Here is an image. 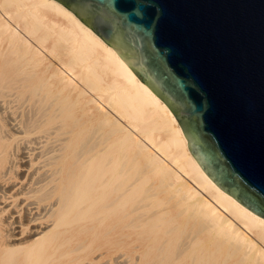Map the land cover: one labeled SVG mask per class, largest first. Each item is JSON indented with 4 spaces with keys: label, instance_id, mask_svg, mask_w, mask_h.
Returning <instances> with one entry per match:
<instances>
[{
    "label": "bare ground",
    "instance_id": "obj_1",
    "mask_svg": "<svg viewBox=\"0 0 264 264\" xmlns=\"http://www.w3.org/2000/svg\"><path fill=\"white\" fill-rule=\"evenodd\" d=\"M0 264H264V219L56 0H0Z\"/></svg>",
    "mask_w": 264,
    "mask_h": 264
},
{
    "label": "water",
    "instance_id": "obj_2",
    "mask_svg": "<svg viewBox=\"0 0 264 264\" xmlns=\"http://www.w3.org/2000/svg\"><path fill=\"white\" fill-rule=\"evenodd\" d=\"M173 114L215 185L264 219V0H56Z\"/></svg>",
    "mask_w": 264,
    "mask_h": 264
}]
</instances>
